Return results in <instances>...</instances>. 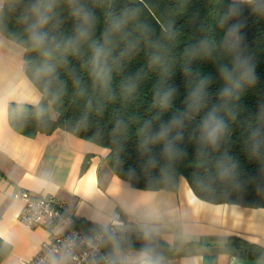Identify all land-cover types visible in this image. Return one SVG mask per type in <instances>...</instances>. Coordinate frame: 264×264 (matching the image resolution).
<instances>
[{
	"label": "trees",
	"instance_id": "obj_1",
	"mask_svg": "<svg viewBox=\"0 0 264 264\" xmlns=\"http://www.w3.org/2000/svg\"><path fill=\"white\" fill-rule=\"evenodd\" d=\"M55 2L49 34L60 41L74 37L82 25L77 14L87 13L89 36L51 61L55 71L50 76L41 74L44 60L29 48L25 11L29 0H3L0 8V33L24 49L25 74L41 94L36 105H8L14 131L33 137L62 129L89 141L106 150L105 162L112 173L133 188L175 192L183 177L196 197L208 203L264 208V14L238 0ZM234 2L239 13L232 16ZM236 22L243 25L241 48L252 57L256 83L229 104L235 118L225 116L228 132L217 150L197 143L202 111L186 122L182 139L174 142L183 155L169 158L163 151L165 141L149 137L185 109L188 92L200 77L209 81L204 111L218 103L223 87L219 69L231 59L220 45ZM206 37L215 44L210 57L195 48ZM98 47L105 55L94 68ZM168 88L176 90L175 97L163 111L156 94ZM253 129L259 130L258 137L252 136ZM226 158L235 163V171L231 179L221 180L217 163ZM229 241L244 257L264 260V247L235 237ZM103 248L111 258L118 249L147 252L156 264L173 253L156 234L145 239L144 232L118 228L105 233ZM10 249L0 238V263Z\"/></svg>",
	"mask_w": 264,
	"mask_h": 264
},
{
	"label": "crops",
	"instance_id": "obj_2",
	"mask_svg": "<svg viewBox=\"0 0 264 264\" xmlns=\"http://www.w3.org/2000/svg\"><path fill=\"white\" fill-rule=\"evenodd\" d=\"M2 5L0 0V8ZM0 60V93L19 83L17 74L28 79L24 49L1 33ZM40 99L34 86L25 100L4 101L0 119V238L11 249L0 264H20L36 255L42 242L59 230L30 229L19 221L23 203L13 197L19 189L62 200L87 233L110 224L124 231L151 230L173 250L160 264H264L262 259L244 257L229 241L235 237L264 247V208L208 203L196 197L183 177L175 192L133 188L112 173L105 162L106 150L89 141L62 129L33 137L14 131L7 117L8 105H36ZM51 116L56 115L52 112ZM152 209L160 213L159 220L149 218ZM111 259L114 264L150 260L143 252L119 249L113 251ZM67 262V255L60 252L47 264Z\"/></svg>",
	"mask_w": 264,
	"mask_h": 264
},
{
	"label": "clouds",
	"instance_id": "obj_3",
	"mask_svg": "<svg viewBox=\"0 0 264 264\" xmlns=\"http://www.w3.org/2000/svg\"><path fill=\"white\" fill-rule=\"evenodd\" d=\"M251 7L253 12L264 14V0H245ZM56 7L55 0H29L25 6L26 19L28 22V41L29 48L32 51L39 53L43 58L44 64L41 67V74L50 76L55 69L51 61L60 55H67L75 46L88 38L89 31L86 27L88 22V14L83 16L78 15L82 25L77 28L74 37L60 41L55 36H51L47 31V26L53 19L54 9ZM239 13V8L236 3L230 6V14L235 16ZM227 18V17H226ZM243 25L240 22L231 24L221 42V49L226 57H230V63L223 64L220 69V76L223 87L217 97L218 103L208 108L207 87L209 81L206 77H200L190 88L186 101L185 109L179 112L165 124H161L159 129L149 137L152 140L165 141L164 154L169 158L176 155H183V151L174 146L175 141L182 139L181 130L184 128L187 121L194 119L202 111L203 116L200 117L198 125V140L197 143L201 148L215 151L219 148L221 141L228 132V123L225 116L235 118L234 112L229 107L233 101L240 99L241 94L246 88H251L256 83L255 64L252 57L246 55L241 48L242 36L241 28ZM214 42L209 38H203L195 48L199 54L204 57H210ZM195 54V53H194ZM105 55L102 48H97L94 52L93 67L101 61ZM3 72V61L0 60V73ZM99 75V73H97ZM16 79L19 83L12 84L10 87L0 93V119L4 115V101L7 99L25 100L28 98V91L34 88L33 83L22 74H17ZM175 89L168 88L156 94V104L163 110L167 111L171 106L175 97ZM175 133V135H173ZM260 132L258 129H253L252 136L258 137ZM147 143V141H145ZM235 163L230 158L222 159L217 163V176L221 180L231 179L234 175ZM149 218L153 220L160 219V213L156 209H152L149 213ZM151 230H145V239H149ZM145 257L147 252L144 253ZM141 264H151L148 259L142 260Z\"/></svg>",
	"mask_w": 264,
	"mask_h": 264
},
{
	"label": "built area",
	"instance_id": "obj_4",
	"mask_svg": "<svg viewBox=\"0 0 264 264\" xmlns=\"http://www.w3.org/2000/svg\"><path fill=\"white\" fill-rule=\"evenodd\" d=\"M15 199L23 203L18 214L19 221L26 227L59 228L47 241L42 242L40 251L20 264H47L60 252L67 255V264H113L103 248L107 231L114 232L115 224L99 228L94 233H87L78 226L77 216L69 211L65 202L54 196L42 197L26 190H16Z\"/></svg>",
	"mask_w": 264,
	"mask_h": 264
}]
</instances>
